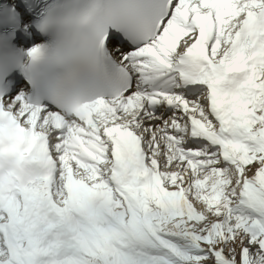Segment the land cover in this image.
<instances>
[{
  "label": "snow or ice",
  "instance_id": "1",
  "mask_svg": "<svg viewBox=\"0 0 264 264\" xmlns=\"http://www.w3.org/2000/svg\"><path fill=\"white\" fill-rule=\"evenodd\" d=\"M0 264H264V0H0Z\"/></svg>",
  "mask_w": 264,
  "mask_h": 264
}]
</instances>
